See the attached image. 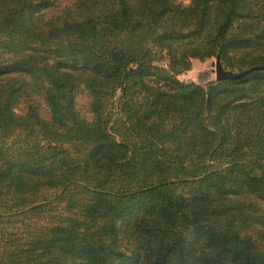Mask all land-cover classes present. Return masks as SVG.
<instances>
[{"label": "trees", "instance_id": "16d2710c", "mask_svg": "<svg viewBox=\"0 0 264 264\" xmlns=\"http://www.w3.org/2000/svg\"><path fill=\"white\" fill-rule=\"evenodd\" d=\"M188 1L0 0V264H264V0Z\"/></svg>", "mask_w": 264, "mask_h": 264}, {"label": "rangeland", "instance_id": "374dc122", "mask_svg": "<svg viewBox=\"0 0 264 264\" xmlns=\"http://www.w3.org/2000/svg\"><path fill=\"white\" fill-rule=\"evenodd\" d=\"M75 0H54V4L48 8L43 10L40 13L41 18H49L54 17L57 14H59L65 6L71 5ZM182 4H188V0H181ZM160 64L163 63L165 66L168 61L166 57H163V59L159 62ZM176 78H178L181 81L184 82H197L200 84H206L207 82L215 79V57H210L206 59H199V58H192L190 62V67L188 69H185L179 73H177ZM120 92L117 91L115 97L113 99L116 101L118 99ZM34 98L36 101H38L40 105V111L43 115L48 114L47 109L45 108V105L43 104L42 100L38 95H34ZM88 100L89 97L86 94V92L80 91L77 95V106L81 110V112L85 116H90V113L88 112ZM64 203L62 205L57 206V202L55 199H52L48 202L47 207L53 211V213H60V211L63 208ZM57 207V208H56ZM62 213V211H61ZM6 224H8L11 228L16 230H25L26 228L32 227L35 225V223L40 222L41 219L34 218L32 214L28 213L27 215L23 214H11L7 215L5 218ZM42 220H46L45 218H42ZM254 236L257 240L260 241V243L264 246V227L254 228Z\"/></svg>", "mask_w": 264, "mask_h": 264}, {"label": "water", "instance_id": "95a60500", "mask_svg": "<svg viewBox=\"0 0 264 264\" xmlns=\"http://www.w3.org/2000/svg\"><path fill=\"white\" fill-rule=\"evenodd\" d=\"M257 66H251L239 71H233L230 69H225L221 63L219 55L215 57V79L216 80H222V79H231V78H238L246 73L250 72Z\"/></svg>", "mask_w": 264, "mask_h": 264}]
</instances>
